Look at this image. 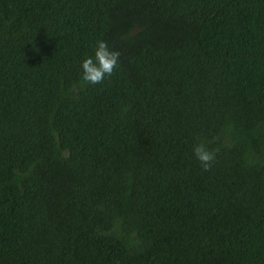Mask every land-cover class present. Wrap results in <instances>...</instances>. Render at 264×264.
Masks as SVG:
<instances>
[{"label": "trees", "instance_id": "trees-1", "mask_svg": "<svg viewBox=\"0 0 264 264\" xmlns=\"http://www.w3.org/2000/svg\"><path fill=\"white\" fill-rule=\"evenodd\" d=\"M0 264H264V0H0Z\"/></svg>", "mask_w": 264, "mask_h": 264}, {"label": "clouds", "instance_id": "clouds-1", "mask_svg": "<svg viewBox=\"0 0 264 264\" xmlns=\"http://www.w3.org/2000/svg\"><path fill=\"white\" fill-rule=\"evenodd\" d=\"M121 53L109 47L105 40H98L91 56L81 62L82 79L86 84H100L106 76L110 77L119 64ZM193 153L200 161L203 169L209 171L215 160V152L209 150L204 143H196Z\"/></svg>", "mask_w": 264, "mask_h": 264}]
</instances>
